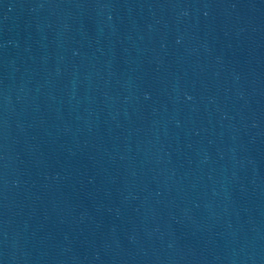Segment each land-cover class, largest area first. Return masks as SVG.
<instances>
[{"label": "water", "instance_id": "95a60500", "mask_svg": "<svg viewBox=\"0 0 264 264\" xmlns=\"http://www.w3.org/2000/svg\"><path fill=\"white\" fill-rule=\"evenodd\" d=\"M0 264H264V0H0Z\"/></svg>", "mask_w": 264, "mask_h": 264}]
</instances>
